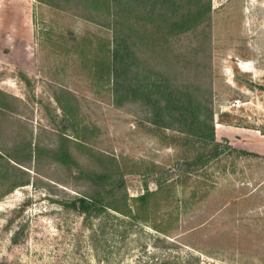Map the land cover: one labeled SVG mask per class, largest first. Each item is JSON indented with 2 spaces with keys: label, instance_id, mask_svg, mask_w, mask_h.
I'll list each match as a JSON object with an SVG mask.
<instances>
[{
  "label": "rangeland",
  "instance_id": "obj_1",
  "mask_svg": "<svg viewBox=\"0 0 264 264\" xmlns=\"http://www.w3.org/2000/svg\"><path fill=\"white\" fill-rule=\"evenodd\" d=\"M26 1L20 13L0 4V264H264V0H211L172 39L178 81L197 72L190 59L206 65L223 148L191 165L212 142L184 143L96 77L111 8L92 17L79 0ZM103 172L110 183L94 182ZM148 189L137 219L74 204L96 194L136 209Z\"/></svg>",
  "mask_w": 264,
  "mask_h": 264
},
{
  "label": "trees",
  "instance_id": "obj_2",
  "mask_svg": "<svg viewBox=\"0 0 264 264\" xmlns=\"http://www.w3.org/2000/svg\"><path fill=\"white\" fill-rule=\"evenodd\" d=\"M79 1L87 3L92 17H96L95 13H92V7L94 9L107 7L108 10L111 8L109 14L113 15L114 38L110 55L103 59L106 60L105 65L94 61L98 64L93 66L100 72V76L96 77L102 79L107 76L108 81H111L116 103L121 105L141 101L147 108L148 118L152 123L178 131L186 144L199 140L212 142L210 152H203L199 160L188 161L187 164L205 163L219 157L223 148L222 143L216 139L212 86L208 80L200 79L206 65L203 61L195 63L194 59H190L197 72H193L192 79L178 81V75L174 71V56L180 54L174 53L172 47L174 36L195 29L203 20L202 17L210 12L211 0L205 3L202 0ZM158 41L163 44H157ZM137 43L144 45L149 53L144 52L149 56L153 55L154 60L149 61L140 55ZM182 56L188 58L190 55ZM88 57L90 60L102 58L101 54H95L93 57L90 52ZM208 62L210 64V60ZM157 64L163 67H158ZM69 155L70 153L64 150L61 159L67 161ZM94 177V182L98 184L110 183L108 178L111 177V173H96ZM168 185L172 183L166 184ZM152 193V190L148 189L138 195L136 209L127 204L126 196L124 200L127 209L119 208L113 202L107 203L103 196L96 194L79 196L74 204L88 214L95 209L112 207L137 219L141 210L146 208ZM157 229L162 231L160 228ZM163 238L169 240L167 234Z\"/></svg>",
  "mask_w": 264,
  "mask_h": 264
},
{
  "label": "crops",
  "instance_id": "obj_3",
  "mask_svg": "<svg viewBox=\"0 0 264 264\" xmlns=\"http://www.w3.org/2000/svg\"><path fill=\"white\" fill-rule=\"evenodd\" d=\"M18 2H19V1H16V0H0V4H1V6H2V7H5V9H8L9 7H11L12 9L17 10L18 13H20V10L23 9L24 6L27 5L28 1H26V0L23 1V4H22V6L24 5L23 8L20 7L21 4H19ZM30 3H31V2H30ZM24 12H25V11H24ZM23 26H24L23 29L26 30V31H24V34H26V32L31 33V29H29V27H26L25 24H23ZM239 65H240V64H239ZM217 126L219 127L220 125L218 124Z\"/></svg>",
  "mask_w": 264,
  "mask_h": 264
}]
</instances>
